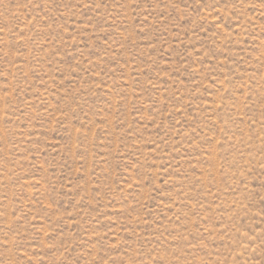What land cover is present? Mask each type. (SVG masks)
<instances>
[{
  "label": "rangeland",
  "instance_id": "1",
  "mask_svg": "<svg viewBox=\"0 0 264 264\" xmlns=\"http://www.w3.org/2000/svg\"><path fill=\"white\" fill-rule=\"evenodd\" d=\"M0 264H264V0H0Z\"/></svg>",
  "mask_w": 264,
  "mask_h": 264
}]
</instances>
